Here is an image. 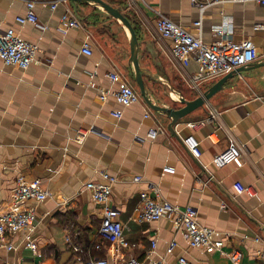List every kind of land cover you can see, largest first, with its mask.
I'll return each mask as SVG.
<instances>
[{
	"label": "crops",
	"instance_id": "obj_1",
	"mask_svg": "<svg viewBox=\"0 0 264 264\" xmlns=\"http://www.w3.org/2000/svg\"><path fill=\"white\" fill-rule=\"evenodd\" d=\"M29 1L43 27L17 21L27 13ZM105 1L133 19L140 65L151 72L144 75L146 89L159 105L179 106V97L193 99L221 76L192 87L189 76L198 65L191 61L183 67L172 56L171 40L156 28L158 14L193 32V22L201 16L205 42L214 41L215 27L223 26L224 40L251 39L259 58L174 126L179 140L167 130V116L142 98L126 107L112 94L101 99L103 91L118 87L109 79L112 71L139 92L128 61L129 32L119 21L81 2L75 13L68 0H0V28L38 46L27 68L0 59V211L19 176L40 178L49 192L41 202L22 204L34 209L36 223L11 236L12 249L0 247V264H80L91 257H104L108 264L132 259L138 264H178L180 256L191 264H234L228 256L234 249L242 253L238 264H264L256 240L264 241V4L222 0L200 14L190 0ZM65 11L76 15L80 27L63 26ZM84 43L91 54L82 52ZM114 110L121 116H113ZM206 118L197 129L188 125ZM156 128L162 132L150 139L149 130ZM81 129H91L83 139L77 137ZM226 130L243 146L242 157L217 167L212 158L227 145ZM188 134L199 142V157L183 142ZM102 173L117 178L111 202L115 217L125 224L128 247L103 243L95 248L101 207L85 183L105 181ZM134 176L141 180L133 181ZM142 191L193 206L198 222L213 231V239L223 241L221 250L191 247L168 217L137 221ZM67 235L81 251L68 246ZM172 240L176 245L168 251ZM28 241L35 242V250Z\"/></svg>",
	"mask_w": 264,
	"mask_h": 264
},
{
	"label": "built area",
	"instance_id": "obj_2",
	"mask_svg": "<svg viewBox=\"0 0 264 264\" xmlns=\"http://www.w3.org/2000/svg\"><path fill=\"white\" fill-rule=\"evenodd\" d=\"M135 1V0H131ZM194 4L200 14L205 8L217 1L222 0H190ZM234 2H246L249 0H232ZM264 4V0H254ZM57 2L50 4L52 9L56 8ZM27 13L18 16L16 19L20 23L30 22L34 25L43 27L39 24L38 16L34 11V2L27 3ZM60 21L65 26L80 27V21L75 14L65 11L60 16ZM195 31L176 24L166 15L158 14L156 18V28L159 34L171 40L170 52L172 56L183 66L190 65L191 61H195L198 65V71L190 74V84L192 87L198 88L201 81L220 77L227 72L234 70L240 66L248 65L259 58V52L251 39H243L240 41L224 40L227 34L226 28L223 26L215 27V39L212 42H205L202 39V18L201 16L193 22ZM38 46L20 38L12 30H3L0 28V59L5 65H12L18 68H27L32 62ZM82 52L91 54V48L88 43L82 46ZM109 79L116 83L117 89L103 91L101 99L104 100L108 94H112L116 102L123 107L140 100V93L130 85L126 80L122 79L116 71L109 73ZM113 116L120 117L121 112L114 110L111 112ZM214 116V115H211ZM211 117H209L210 119ZM208 121V118L202 120H194L188 122L189 127L197 129ZM78 130L77 137L83 139L90 131ZM161 129H151L148 132L150 139H154ZM227 133V145L212 158V163L217 167H222L229 163L237 162L242 157L243 146L238 142L236 137L229 131ZM184 144L190 150L193 156L199 157L201 150L199 142L195 135L188 134L183 139ZM105 181L88 180L85 187L90 190L93 200L101 207V221L98 227L99 242L95 244V248L99 249L103 243H116L122 247H128L129 243L123 239L125 224L115 217L114 206L111 202L112 185L117 181L115 176L108 173H102ZM133 181H140L141 176H134ZM244 191L253 194L250 187H244ZM49 196V192L42 186L40 178L27 179L19 176L16 179L15 186L12 190L11 197L6 207L0 211V247L7 250L13 248L11 236L19 231L32 229L36 223V213L33 208H24L22 204L27 201L41 202ZM197 211L191 205L178 206L159 196H152L147 191L140 192V199L136 209L135 219L140 222L156 221L164 217L170 219L171 225L176 230H181L183 236L191 247L202 248L207 252L221 250L223 241L212 238V230L201 225L197 220ZM260 241V254L264 258V241ZM65 241L74 252L81 251V247L76 244L70 235L65 237ZM176 245L172 240L168 246V251ZM27 246L32 250L36 249L34 241H28ZM155 242H153V247ZM229 258L234 264H238L242 253L238 249H234L229 253ZM80 264H108L104 257H91L82 260ZM126 264H138L136 260H131ZM178 264H191L184 256L178 258Z\"/></svg>",
	"mask_w": 264,
	"mask_h": 264
},
{
	"label": "water",
	"instance_id": "obj_3",
	"mask_svg": "<svg viewBox=\"0 0 264 264\" xmlns=\"http://www.w3.org/2000/svg\"><path fill=\"white\" fill-rule=\"evenodd\" d=\"M73 11L77 12V3L81 2L91 6H97L102 8L109 16L119 21L129 32V58L128 61L131 65V70L133 73V79L139 90L142 100L149 106L152 110L156 112L163 113L169 119L167 124V130L178 138L174 126L179 123V121L187 116L189 113L193 112L195 109L202 107L215 93L220 91L226 84L227 79L233 77L237 72H240L247 66H240L234 70H231L221 76L219 79L213 82L206 90L193 99H186L184 97H179V106H162L154 102L146 89L144 82V75L149 74L146 68H143L139 62V51L141 43L138 40L136 30L129 20V18L124 14L123 10L119 7L113 6L105 0H68ZM179 139V138H178ZM180 140V139H179Z\"/></svg>",
	"mask_w": 264,
	"mask_h": 264
},
{
	"label": "trees",
	"instance_id": "obj_4",
	"mask_svg": "<svg viewBox=\"0 0 264 264\" xmlns=\"http://www.w3.org/2000/svg\"><path fill=\"white\" fill-rule=\"evenodd\" d=\"M128 18H129V20L133 23V19L131 18V17H129L128 15H126ZM135 28V27H134ZM136 30V29H135Z\"/></svg>",
	"mask_w": 264,
	"mask_h": 264
},
{
	"label": "rangeland",
	"instance_id": "obj_5",
	"mask_svg": "<svg viewBox=\"0 0 264 264\" xmlns=\"http://www.w3.org/2000/svg\"><path fill=\"white\" fill-rule=\"evenodd\" d=\"M130 69H131V66H130ZM131 73H132V71H131ZM132 76H131V78L133 79V73L131 74ZM134 80V79H133ZM135 83V82H134Z\"/></svg>",
	"mask_w": 264,
	"mask_h": 264
}]
</instances>
